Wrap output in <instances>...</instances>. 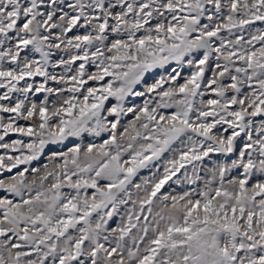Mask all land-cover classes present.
Segmentation results:
<instances>
[{
    "label": "snow or ice",
    "instance_id": "1",
    "mask_svg": "<svg viewBox=\"0 0 264 264\" xmlns=\"http://www.w3.org/2000/svg\"><path fill=\"white\" fill-rule=\"evenodd\" d=\"M256 22L264 0H0V175L16 169L0 178L12 197L0 198V264H264ZM173 61L194 71L148 82ZM85 133L107 139L33 166L50 145ZM10 134L19 138L6 142ZM213 153L224 159L202 191L158 195L186 165L195 177ZM149 167L151 177L133 184ZM130 202L126 222L110 228Z\"/></svg>",
    "mask_w": 264,
    "mask_h": 264
},
{
    "label": "rangeland",
    "instance_id": "2",
    "mask_svg": "<svg viewBox=\"0 0 264 264\" xmlns=\"http://www.w3.org/2000/svg\"><path fill=\"white\" fill-rule=\"evenodd\" d=\"M65 2H67V0H65ZM65 10H68L67 8ZM153 24L155 23V21L152 22ZM256 28H264V23L262 22H256L255 26ZM74 32H77L76 29L73 30ZM84 29H79V34H83ZM246 38L247 35H246ZM259 45H257L258 47ZM200 55H202V50L200 52ZM35 58H39L38 54H36ZM213 63H215V57L213 56L212 58ZM222 63V61H221ZM172 69H177L178 71H180L181 77H187L188 75H190V73L192 71H194V68L189 67L187 64H182L180 66H178L176 64V62H171L169 65H166L165 68L160 69L157 68L155 70H153L152 72H150L147 75V80L149 83H151L154 79H158L161 75H164L165 77H167L168 73H170L172 71ZM91 70H95V68L93 67ZM57 71H61V69H57ZM37 82H39L40 80H42V78L40 77H36L35 78ZM183 79L179 80V83H183ZM226 83H230V81H225ZM23 84V82H21ZM167 87V85H166ZM137 90H142L141 86L137 87ZM3 91H5V89H0V94L3 93ZM43 96L44 94H36L35 95V99H37L38 101H42L43 100ZM148 97H129V100L126 102V106H131L132 104L135 105H142V103L144 102L145 99H147ZM116 101L114 98H109V101L106 102V106L110 107L112 104H115ZM134 119V117L131 114H128L127 116L122 117V123L126 126L128 123H130L132 120ZM264 119V117H256L255 121L257 123L258 126V122L259 120ZM21 124L25 123L24 121H20ZM226 127V126H225ZM19 138L18 134H10L9 137H6V142H10V140L12 139H17ZM253 138H256V133L254 132ZM104 139H107V134L106 133H102L100 137H95L93 135H90L88 133H85L84 136L82 138H76V137H70L67 141H65L62 145H50L49 148H47L45 150L44 155L40 158V160L38 162L34 161L33 162V166L34 167H40L46 163H48V157L51 153V151H66L68 148L73 147L74 143H82V144H87V143H96V144H100L103 142ZM247 139V137L242 133L241 136L238 138L237 140V145L238 147H242L243 143L245 142V140ZM3 153V150L0 149V154ZM237 154H232L231 155V159H235ZM169 154H165V157H163L160 161H156L155 163L157 165L160 166V173L163 172V163L165 162V160L168 158ZM124 158H127V156H125ZM224 159V157L220 154H210V157H206L204 160V163L200 165V170H198L196 176H193L192 170H191V165H186L187 168V174L185 176V170L181 169V171L179 173H177V176L173 177L172 180L168 181V183L164 186V188L161 189V193H158V195L161 194H172V195H179L182 194L185 191H189V190H196L197 192L202 191L204 189V185L205 182L209 179H211V169L212 166L215 162H217L218 160L222 161ZM23 167H25L24 165H21L20 168L23 169ZM156 171L155 168L153 167H149V168H143L141 169L137 175L133 178V184L136 183H141L142 180L144 178H148L151 177L152 173ZM16 172V169L12 170V173H4L3 175H0V178H7L8 176L14 175ZM236 173L233 172V175H235ZM177 178H179L181 180V183L177 184L175 181L177 180ZM101 186H103V184L106 183V181H101ZM216 186V185H213ZM129 191H131L133 193L132 199L135 200L136 199V190L133 187H129L128 189ZM65 191H67V189H65ZM91 189H89V192L91 193ZM141 195H143V192L140 193ZM123 196V194H121ZM4 196H8L9 199H12V197L6 193L4 190H0V198H3ZM16 200H19V198H15L14 202H16ZM132 207V203L130 202L126 207L125 206H121L118 208L117 212L113 214V217L111 220H109V227L110 228H115L117 227L121 222V217H125V211L126 208L130 209ZM111 210V206H109L108 209H106L105 211H110ZM2 211V210H0ZM124 222H126V217ZM135 231V230H133Z\"/></svg>",
    "mask_w": 264,
    "mask_h": 264
}]
</instances>
